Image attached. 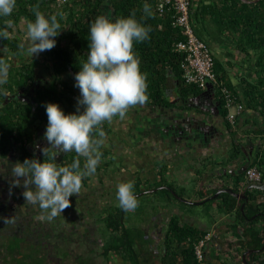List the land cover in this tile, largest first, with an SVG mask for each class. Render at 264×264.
I'll use <instances>...</instances> for the list:
<instances>
[{
  "label": "trees",
  "instance_id": "1",
  "mask_svg": "<svg viewBox=\"0 0 264 264\" xmlns=\"http://www.w3.org/2000/svg\"><path fill=\"white\" fill-rule=\"evenodd\" d=\"M145 3L151 6L153 13L151 17L145 18L143 12ZM36 4L40 5V11L48 18L59 12L65 14V19L61 20L64 29L53 38L56 44L54 48L49 50L52 60L51 73L54 80L50 83L37 82L33 64L23 62L16 65L11 60L7 61L11 65L8 82L0 85V90L6 89L8 93V95L0 94V158H5L16 150L17 159L22 163L25 159H35L41 163L48 159L43 151L40 157H36L29 149V143L34 141L37 131L41 130L42 126L41 132L45 136L48 126L47 104H58L61 109L64 104L73 105L74 99L71 95L75 94L74 86L65 79L64 74L69 73L75 79V74L80 71L82 63L87 60L90 51V26L98 16H105L110 21H115L119 18H127L135 12V19L145 26L151 27L150 39L142 43H134L133 49L140 60V71L147 74V95L149 97L147 103L161 106H166L169 103L165 101L163 92L171 75L176 77L182 96L184 93L194 96L202 93V88L196 84L187 83L182 76L181 62L184 53L178 52L174 48L176 42L185 39V37L179 27L172 25L173 11L166 10L163 13L157 11V0H69L63 6H56L52 0H17L16 11H13L10 17H0V29L4 27L5 19L14 20L16 17L24 16L28 20L34 21L35 16L31 7ZM191 12L197 34L211 48L217 39L210 40L207 36L208 23L214 25L219 35H225L233 41L240 51L247 55L250 52L255 53L254 66L256 73L262 74V81L248 85L251 88L244 94V98L249 100L248 105L257 99H261L263 102L264 0L253 3H246L242 0H192ZM20 43V40L16 38L3 42L4 47L16 55L20 53L18 48ZM214 59V70L219 84L229 87L240 99L239 93L231 82L219 74V67L222 68L221 61L215 55ZM215 87L224 106L220 89L216 85ZM224 112L227 114L225 106ZM102 128L104 133L110 130L106 122ZM44 148L46 147L41 149ZM101 152L103 155L96 172L101 170L103 158L108 151L101 150ZM49 154H51V150H49ZM238 154L237 150H233L229 159L238 156ZM60 157L59 162L56 159L54 161L58 166H70L76 158V154L70 152ZM79 159L81 168H83L84 158L80 157ZM256 164L264 167V154ZM141 184V179L133 183V191L136 189L134 193L138 199L137 208L140 206L139 202L143 198L142 196L146 194V191L141 192ZM143 185L146 184L143 182ZM248 186L245 188L248 199L241 200V203H238V199L228 192L221 193L219 197L208 200L206 203L208 205L219 203V207L233 213V216L240 222L244 221L245 226L249 225L245 233L250 237V248L257 251L252 257L259 264H264V228L259 225L260 221H264V202L257 203L254 197L256 192ZM154 187L157 188L155 192L167 193L171 199L185 198L183 191L176 189L172 184H168L164 177H161L159 183L155 184ZM159 187L161 189H158ZM243 203L245 204L242 209ZM137 210L139 213L140 208ZM130 212L121 209L118 202L106 214L98 215L103 238L99 250L100 258L104 264L116 262L142 264V232L140 228L129 225L131 221ZM169 232L168 256L176 257L178 255L176 250H173V243L176 241L175 248L184 246L180 252L182 258V252L187 254L186 258L190 255L195 258L194 242L205 235V232L184 224L177 216L170 219ZM187 237L193 240L189 245L184 241ZM190 245L192 249L188 251ZM186 264L190 263L186 262ZM194 264H198L196 259Z\"/></svg>",
  "mask_w": 264,
  "mask_h": 264
},
{
  "label": "crops",
  "instance_id": "2",
  "mask_svg": "<svg viewBox=\"0 0 264 264\" xmlns=\"http://www.w3.org/2000/svg\"><path fill=\"white\" fill-rule=\"evenodd\" d=\"M25 20L28 19L24 16L12 20L16 27L14 38L20 42L24 35L22 25ZM211 25L213 24L208 23L207 36L210 40L216 36V31ZM213 35L215 36L212 38ZM3 42L4 39L0 38V57L11 60L16 65L23 62L33 64L37 82L54 80L49 50L29 59L21 51L16 55L8 49L5 54ZM212 48L215 50V57L221 61L219 74L231 82L245 104L236 126L228 122L215 85L209 84L202 89L200 95L184 93V97L174 75L169 77V83L164 88V99L169 102L166 106L152 103L137 105L130 108L123 119L115 117L111 122L105 121L109 131L115 135V141L105 136V146L109 150L113 149L119 157L123 156L124 163L121 164V160L118 163L124 165V170L127 171L125 174L145 180V188H148L146 194L155 192L151 189L164 177L168 184L183 191L184 199L190 201L171 199L167 193L161 192V195L154 196L156 201L152 200V206L140 205L139 213L138 208L130 212L129 225L140 228L142 232V264H194L196 256L194 258L190 255L186 258L187 254L182 252L183 259L180 252L184 246L175 248L176 241L173 243V250H176L178 255L170 257L167 254L169 224L173 216L179 217L184 224L205 234L211 233V239L205 247L208 264H259L252 257L257 251L250 248V237L245 233L249 225L245 226L244 221L240 222L233 213L219 207V203L208 205L206 201L219 197V194L217 196L215 193L220 187L245 190L249 184L244 180L247 166L243 168V164L258 166L256 162L263 157L264 101L257 99L248 105L249 100L244 98V94L251 88L248 85L262 81V74L256 73L255 53L250 52L247 55L240 51L225 35L218 36ZM64 77L67 80L73 79L69 73L64 74ZM79 91L78 88L77 96L71 95L74 99L73 105H63L64 113L70 111V114H76L78 107L80 112H84L85 106L78 105L81 98ZM167 122H173V133L168 134L161 127ZM202 128L206 131L204 134L199 131ZM121 135L126 141L125 154L119 147L122 142V138H119ZM233 150H237L239 154L229 159ZM110 169L116 171L114 167ZM260 169L264 173V167ZM118 175L121 179L120 173H117L115 178L117 179ZM116 183L113 184L114 188L121 182ZM259 225L264 228V221H260ZM203 237L204 235L199 239ZM198 240L194 242V246ZM184 241L189 245L193 240L187 237ZM189 247L188 251L192 249L191 245Z\"/></svg>",
  "mask_w": 264,
  "mask_h": 264
},
{
  "label": "clouds",
  "instance_id": "3",
  "mask_svg": "<svg viewBox=\"0 0 264 264\" xmlns=\"http://www.w3.org/2000/svg\"><path fill=\"white\" fill-rule=\"evenodd\" d=\"M16 7L17 0H0V17H10ZM31 11L35 20L24 21V35L18 45L19 50L29 59L55 47L56 41L53 38L64 29L61 20L65 19L63 12L46 17L40 11L39 4L32 6ZM143 12L145 18L153 15L147 3L143 5ZM150 32V26L135 19V12L115 21L98 16L90 26L87 60L75 74V86L81 93L78 105L85 106L84 112L65 115L58 104H47L48 126L45 138L50 147L42 151L48 159L43 163L25 159L23 163L12 166V186L20 187V178H24L23 187L26 190L23 196L26 202L38 205L47 213L48 220L70 207L69 198L80 192L83 178L95 174L103 155L104 122H111L115 117L123 119L130 108L148 102L147 74L140 71V60L133 49L134 43L150 39ZM15 33L14 21L5 19L4 27L0 29V38L10 40ZM8 51L6 47L3 49L5 54ZM10 67L7 60L0 57V85L8 82ZM0 94L8 95L6 89L0 90ZM61 152H75L76 158L70 166H58L54 162ZM80 157L84 158L83 168ZM133 188L132 182L117 186L119 207L125 211H134L138 206ZM4 222H7L6 218Z\"/></svg>",
  "mask_w": 264,
  "mask_h": 264
},
{
  "label": "flooded vegetation",
  "instance_id": "4",
  "mask_svg": "<svg viewBox=\"0 0 264 264\" xmlns=\"http://www.w3.org/2000/svg\"><path fill=\"white\" fill-rule=\"evenodd\" d=\"M68 81L73 84L74 95L77 96L78 87L75 86L76 82L73 79ZM69 113L70 111H65L64 114L66 115ZM82 113L83 112L77 111L76 114L79 115ZM41 130L39 129V131H37L34 141L29 143V149L36 157H40L42 154L43 149L41 148L50 147L49 142L46 140ZM105 136H107V138L110 137L111 141H115L113 132H106ZM119 138H122L119 147H121L120 150L124 153L126 141L123 135ZM138 149L139 151L141 150L140 147ZM101 150L108 151L107 155L103 158L101 170L95 172L94 179L92 180L90 177L83 178L82 186H88V183H98V190L90 195H94L95 200L97 196H101L100 201L105 211L103 214H106L116 203V201L114 202L113 196L115 197L117 195L114 193L117 192V187L113 188V184L116 185V181L121 183H135L141 178L134 177L130 174H123L124 178L122 177L120 179V175H118L116 179L115 175L117 173L121 174L123 171L121 168H125L124 165H121L124 163L122 159L123 156L119 157L116 152H113V149L109 150L108 147L105 146V143ZM64 154L66 153H59L55 159L59 162L61 159L60 156ZM137 157L139 159L140 156L138 155ZM119 160H121V164L118 163ZM16 163H22L17 159L16 150L14 152L12 151L9 156L0 158V247H3L4 243H6L7 246V249H4L5 252L7 251V258L4 253H0V264H98L96 257L92 258L93 255L89 253L90 250H86V247H89L92 242L95 243L98 241V244L103 243L100 222L98 221V215L102 213H95L93 209L90 211L89 207L86 208L87 213H92L95 216L92 224L91 221H86L85 216L80 217L78 214H75L68 217L66 213L67 209L54 219L48 220L47 213H44L38 205H31L26 202L23 196V192L26 190L23 187L24 178H20V187L12 186L11 182L14 177L11 174V168ZM247 164L248 163H244L243 168H245ZM110 167H114L116 171L110 169ZM141 182V192L147 191V188L143 185V180H141ZM258 184L263 185L264 180ZM32 187L34 189V185ZM224 188L225 187L218 188L215 194L218 193L220 195L222 193L221 190ZM253 191L256 192L254 195L255 201L257 203H263L264 190L254 188ZM77 195L81 197V199H79V197L75 198L74 203H78V205L82 204L83 201L89 203V205L93 202L92 198L85 197V193ZM244 199L246 198L240 199V203L241 200L243 201ZM3 213L7 215L5 217L7 222H4L5 218H1ZM98 232L101 239L97 237ZM98 253L100 255V250Z\"/></svg>",
  "mask_w": 264,
  "mask_h": 264
},
{
  "label": "built area",
  "instance_id": "5",
  "mask_svg": "<svg viewBox=\"0 0 264 264\" xmlns=\"http://www.w3.org/2000/svg\"><path fill=\"white\" fill-rule=\"evenodd\" d=\"M56 6H63L69 0H52ZM192 0H157L156 9L163 13L173 11L172 25L179 27L185 39L176 42L175 50L183 52L181 62L182 76L187 83L206 88L209 84L219 87L221 99L227 109L226 118L232 126H236L238 116L244 111L245 104L226 85H220L214 70L215 59L212 48L196 32L191 15ZM247 184H258L264 180V173L256 165H248L244 172ZM211 239V233L204 235L194 246L198 264H208L205 247Z\"/></svg>",
  "mask_w": 264,
  "mask_h": 264
},
{
  "label": "rangeland",
  "instance_id": "6",
  "mask_svg": "<svg viewBox=\"0 0 264 264\" xmlns=\"http://www.w3.org/2000/svg\"><path fill=\"white\" fill-rule=\"evenodd\" d=\"M211 28L214 30V31H216V29H215V27H214V25H211ZM215 35H213L212 36V38L214 37ZM218 36H220L219 34H218V32H216V36H215V39H217V37ZM213 40V39H212ZM213 49V48H212ZM213 51V53H215V50L213 49L212 50ZM216 52H217V50H216ZM215 55V54H214ZM40 81V80H39ZM70 114V113H69ZM69 114H66V115H69ZM115 159V158H114ZM123 174H125V171H124V168H123V171L121 172V175H122V177H123ZM94 175L95 174H93V175H91V176H89L90 178H91V180L92 179H94ZM124 178V177H123ZM128 179H131L130 177H127ZM142 180V179H141ZM123 181H124V179H123ZM145 180H143V182H144ZM89 185L88 186H82L81 187V190H80V192L78 193L79 195H81V194H83V193H85V197H90V198H92L93 199V202H91L90 203V205H89V203H85V201H83L82 202V204H79L78 205V203H74L75 202V198H78L79 197V199H81V197L80 196H78L77 194H75V195H73V196H71L69 199H70V201H71V205H70V207H68V208H66L65 210H66V213H67V216L68 217H70V216H72V215H75V214H78L80 217H82V216H85V219H86V221H91V224H92V222H93V219H94V215L92 214H90V213H87V211H86V208H88L89 207V209H90V211L93 209V212H95V213H104L105 211L103 210V208H102V202L100 201V198H101V196H97V198H96V200H95V196L94 195H90L91 193L93 194L94 192H96L98 189V187H99V185H98V183L97 182H95L94 184L93 183H88ZM144 184H145V182H144ZM146 187V186H145ZM114 188V187H113ZM157 188L156 187H153L151 190H156ZM158 189H161V187H159ZM136 189H134V191H135ZM113 191V190H112ZM114 193H116L117 194V192H114ZM158 195H161V191L160 192H153V193H149V194H144L142 197L144 198V199H141L140 200V205H141V207H144V206H152L151 204H152V200H155L156 201V198L154 197V196H158ZM113 198H114V202L116 201V203H118V201H117V195L114 197L113 196ZM155 198V199H154ZM89 199V198H88ZM86 200V199H85ZM89 200H91V199H89ZM143 201V202H142ZM84 203H85V206H84ZM142 203V204H141ZM78 205V206H77ZM144 205V206H143ZM141 209V208H140ZM78 210V211H77ZM79 212V213H78ZM141 214V213H140ZM7 215H5L4 213L2 214V216H1V218H5ZM2 220V219H1ZM7 233V232H6ZM98 238H100V236H99V232H98V236H97ZM101 239V238H100ZM97 241V240H96ZM96 243V244H95ZM92 242V243H90V245H89V247H86V250H90V254H92L93 256H92V258H95L96 257V260H97V263L98 264H104V261H102L101 260V258H100V255H99V249H100V245L102 244V243H100V244H98V241L97 242ZM4 249H7V246H6V243H4V245H3V247L1 246L0 247V253H4L5 254V256H6V258H7V251L5 252L4 251ZM9 253V252H8Z\"/></svg>",
  "mask_w": 264,
  "mask_h": 264
},
{
  "label": "water",
  "instance_id": "7",
  "mask_svg": "<svg viewBox=\"0 0 264 264\" xmlns=\"http://www.w3.org/2000/svg\"><path fill=\"white\" fill-rule=\"evenodd\" d=\"M242 1H244V2H246V3H253V2H258V1H260V0H242ZM173 123V122H172ZM172 123H165V124H162L161 125V127L163 128V130H164V132H166V133H168L169 134V132L170 133H173V124ZM199 130V129H198ZM199 131H201V133H205L206 131L204 130L203 131V128L201 129V130H199ZM248 166V165H247ZM238 181L240 182V179L238 178ZM249 188H260V189H263L264 190V184L263 185H259V184H251V185H249ZM221 191H226V192H228V193H230L232 196H234V197H236L238 200H240V199H242V198H246V199H248V197H247V195L245 194V190H239V191H235V190H233V189H231V188H224V189H222ZM217 195H218V193H217ZM216 195H214V197H215ZM180 200H182V201H187L186 199H184V198H180ZM187 202H190V201H187ZM196 204H199V203H197V202H195ZM244 208V204L242 205V209ZM248 264H250V263H248Z\"/></svg>",
  "mask_w": 264,
  "mask_h": 264
}]
</instances>
